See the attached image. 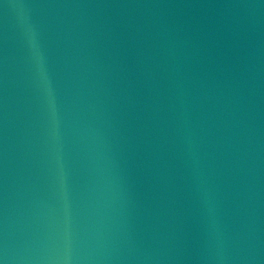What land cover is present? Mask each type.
<instances>
[{
	"label": "water",
	"instance_id": "1",
	"mask_svg": "<svg viewBox=\"0 0 264 264\" xmlns=\"http://www.w3.org/2000/svg\"><path fill=\"white\" fill-rule=\"evenodd\" d=\"M0 264H264V0H0Z\"/></svg>",
	"mask_w": 264,
	"mask_h": 264
}]
</instances>
